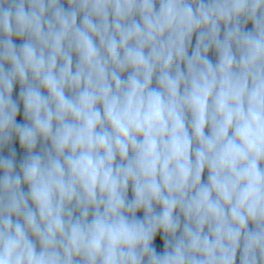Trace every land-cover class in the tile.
<instances>
[{
	"label": "clouds",
	"instance_id": "9594fccd",
	"mask_svg": "<svg viewBox=\"0 0 264 264\" xmlns=\"http://www.w3.org/2000/svg\"><path fill=\"white\" fill-rule=\"evenodd\" d=\"M0 264H264V0H0Z\"/></svg>",
	"mask_w": 264,
	"mask_h": 264
},
{
	"label": "trees",
	"instance_id": "16d2710c",
	"mask_svg": "<svg viewBox=\"0 0 264 264\" xmlns=\"http://www.w3.org/2000/svg\"><path fill=\"white\" fill-rule=\"evenodd\" d=\"M210 58H212L213 60L215 59L214 55H213V56H211Z\"/></svg>",
	"mask_w": 264,
	"mask_h": 264
}]
</instances>
